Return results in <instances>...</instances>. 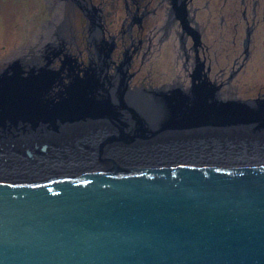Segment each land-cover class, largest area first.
Returning a JSON list of instances; mask_svg holds the SVG:
<instances>
[{"label":"water","instance_id":"1","mask_svg":"<svg viewBox=\"0 0 264 264\" xmlns=\"http://www.w3.org/2000/svg\"><path fill=\"white\" fill-rule=\"evenodd\" d=\"M60 51L0 64V264H264V97Z\"/></svg>","mask_w":264,"mask_h":264},{"label":"flooded vegetation","instance_id":"2","mask_svg":"<svg viewBox=\"0 0 264 264\" xmlns=\"http://www.w3.org/2000/svg\"><path fill=\"white\" fill-rule=\"evenodd\" d=\"M42 2L25 57L54 46L61 51L53 64L64 54L81 70L100 48L106 77L131 88L185 89L200 80L220 98L264 97V0Z\"/></svg>","mask_w":264,"mask_h":264},{"label":"rangeland","instance_id":"3","mask_svg":"<svg viewBox=\"0 0 264 264\" xmlns=\"http://www.w3.org/2000/svg\"><path fill=\"white\" fill-rule=\"evenodd\" d=\"M43 15L42 0H0V64L32 44L33 30Z\"/></svg>","mask_w":264,"mask_h":264}]
</instances>
